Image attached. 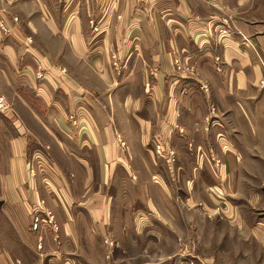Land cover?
Returning a JSON list of instances; mask_svg holds the SVG:
<instances>
[{
  "label": "crops",
  "instance_id": "obj_1",
  "mask_svg": "<svg viewBox=\"0 0 264 264\" xmlns=\"http://www.w3.org/2000/svg\"><path fill=\"white\" fill-rule=\"evenodd\" d=\"M66 1L0 0V264H264V0Z\"/></svg>",
  "mask_w": 264,
  "mask_h": 264
},
{
  "label": "rangeland",
  "instance_id": "obj_2",
  "mask_svg": "<svg viewBox=\"0 0 264 264\" xmlns=\"http://www.w3.org/2000/svg\"><path fill=\"white\" fill-rule=\"evenodd\" d=\"M111 1L112 0H73V5H70L69 8H72V10H74V11H78L79 15L82 18L83 25H85L88 30L102 29L103 26L105 25L102 21L96 20L95 15L97 13L99 14L100 19H102V18L105 19L108 16V13H110L111 17H112L111 21L108 20V22H110V26H111L110 28L112 30H118L119 25H120L119 23L123 19L122 14H124V12H127V11L128 12L125 14L126 15L130 14V8L131 7L130 8L127 7L125 0H113V2H111ZM154 1L155 0H144L141 3L137 1L139 4L136 6H132V8H131L133 10V14H137V15L144 14L146 12V10L151 7V5L154 3ZM61 2H62V6H63L62 8L63 9L66 8L67 1L61 0ZM107 18H106V20H107ZM14 21L17 23L20 22L18 17H14ZM106 25H108V24H106ZM0 30L3 31L1 28H0ZM3 32L6 34L9 33V29H7V31H3ZM221 34H224V33H221ZM227 34H224V35H227ZM109 59H110V62L114 63L115 66L117 65L116 62H118V63L120 62L118 54H116L114 52H110ZM176 61L179 62V65L176 63ZM38 62H39L38 63L39 67H38V71L36 72V77H37V79L43 80L47 76L46 73H48L50 71H47L43 67L42 61L40 59L38 60ZM52 67L57 69L60 73H62L64 75L68 73V71L66 69H60V67L56 68L54 65H52ZM175 70H176V72H179L181 74H183V73H194V74H196V72H197V70L194 66L186 67L182 63V61L179 60L178 58L175 59ZM116 72L121 77L125 76V73L126 74L128 73L127 76L130 74V76H129L130 78H128V79H131L130 81H132V83L130 82V85L132 86V88H135V89H138L139 83H140V78L143 77V75H144V71L138 70V69L133 70V71H126L125 69L124 70L123 69H119V70L116 69L115 73ZM42 74H43V76H42ZM39 76H41V77H39ZM133 82H134V85H133ZM262 83L264 84V80ZM207 86H208V88H210L209 85H207ZM208 91H209V89H208ZM0 95L5 97L6 105H8V107H9L7 109V111H10L12 109V105H11L8 93H6L4 91V89L2 90V88H1L0 89ZM212 107H215L217 110L216 106L212 105ZM212 107H211V109H212ZM169 153H171V152H169ZM174 153H175V151H174ZM174 159L175 158L173 157L172 161H174ZM246 169L249 171V173H251V172L255 173L261 180L264 178V174L262 173L259 166L248 165V167H246ZM254 181L255 180H249V181H246L245 183L248 184L249 186H253L255 184H258V183H255ZM53 222L55 223V218H54ZM189 242H191V243L190 244H184L183 248L189 249V252L192 253V255L197 254L199 246H200V242L197 239H195V241L189 240ZM262 262H264V260H262Z\"/></svg>",
  "mask_w": 264,
  "mask_h": 264
},
{
  "label": "built area",
  "instance_id": "obj_3",
  "mask_svg": "<svg viewBox=\"0 0 264 264\" xmlns=\"http://www.w3.org/2000/svg\"><path fill=\"white\" fill-rule=\"evenodd\" d=\"M0 28L3 31H7V29H8L4 23H0ZM220 32L224 33V34H227L229 32V30L225 29V30H222ZM176 63L179 65L178 61H176ZM43 74H42V76H43ZM39 77H41V76H39ZM202 89H204V91L208 92L209 88H208L207 84H205V85L202 86ZM8 108L9 107H8V105H6L5 97L0 95V110L5 111ZM211 111H212V113L216 112V108L212 107ZM170 152H171L170 154H171L172 157L176 156L174 151H170ZM53 220H54V215L51 212H47L46 213V218L42 217L40 214H37V215L34 216L32 229H33V231H38L42 223H48V224H52L53 223V225H52L53 228L55 229V231H58L57 225H55ZM184 252L188 253V254H192V253L189 252V249H186V248L184 249Z\"/></svg>",
  "mask_w": 264,
  "mask_h": 264
}]
</instances>
